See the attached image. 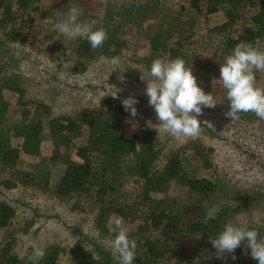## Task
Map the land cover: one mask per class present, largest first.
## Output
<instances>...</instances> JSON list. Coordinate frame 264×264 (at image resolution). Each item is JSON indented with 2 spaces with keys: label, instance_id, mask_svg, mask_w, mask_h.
Masks as SVG:
<instances>
[{
  "label": "trees",
  "instance_id": "trees-1",
  "mask_svg": "<svg viewBox=\"0 0 264 264\" xmlns=\"http://www.w3.org/2000/svg\"><path fill=\"white\" fill-rule=\"evenodd\" d=\"M117 1L120 2L118 6L114 5ZM39 2L0 0V32L7 41L16 38L14 31H7L16 13L30 11L37 14L41 21H56V10L65 12L67 3L74 2L87 6L85 17L88 22H96L95 28L107 30L108 39L103 47L97 48V54L108 57L123 56L122 51L128 47V42L122 38L124 27L128 25L141 29L145 20L156 18L158 5V0H60L55 7L43 9ZM244 7L250 10L247 17L242 12ZM184 15L190 16L191 22H195L198 17H219L221 20L207 25L204 34L195 38L190 33L185 34ZM141 16L143 22L139 21ZM28 18L32 22L31 17ZM174 20L178 21L179 38L169 45L163 31L153 33L147 38L149 52L144 60L149 65L154 59L164 56L166 60L184 59L186 65L191 67L198 86L211 94L223 91V86L216 81L220 76V64L237 44L245 42L264 49V0H183ZM112 46H115V51L109 50ZM93 51L86 39L78 37L75 52L79 59L89 56ZM78 63L74 70L82 72L84 67ZM1 87L17 94L18 105L26 104L21 86L13 85L9 78L4 77ZM123 99L126 98L103 96L94 112L77 118H52L46 122V127L40 120L24 124L18 128L16 134L19 141L15 145L9 141L10 127L2 122L6 103L1 102L0 161L15 168L17 177L16 181L5 180L1 184L5 188H13L17 184L36 183L37 177L33 171L18 169L21 165L20 152L26 156L44 158L54 164L58 176L54 186L48 189L58 199L88 193L90 188L96 187L95 194L100 203L107 194L120 192L124 180L134 178L140 182L135 199L105 203L100 206L95 218L98 238L105 241L117 234V231L107 228L111 214L123 217L125 222L133 225L132 232L137 235L134 264H258L244 258V246L235 250V260L231 255H227L226 259H217L214 255L216 250L209 238H215L227 222L226 213L221 209L215 220L209 221L208 225L202 223L210 208V204L204 200L224 190V186L218 182L199 175L201 171L212 168L209 158L212 149L191 141L167 156L160 169H154L158 151L147 138L141 141L138 149L136 138H126L115 131L116 122L130 115L123 108ZM226 107L229 108L227 99ZM21 113L23 117L29 114L23 108ZM45 128L48 143L42 145ZM146 135L149 136V133L146 132ZM47 145L50 151L45 153ZM129 154L135 155L134 163L123 168L122 156ZM45 186L48 187L47 184ZM176 188L185 190L194 200L186 204L177 203L168 194L170 189ZM189 214L196 218L184 223L182 218ZM14 215L13 206L0 201V230L8 229ZM249 228L258 230L260 236L264 237L263 229ZM11 248L12 244L7 242L0 250L2 264H24L21 259L10 254ZM96 250L102 253L101 249ZM58 251L66 252L75 264H109L108 260L94 257L79 244L66 251L55 248L38 264H55Z\"/></svg>",
  "mask_w": 264,
  "mask_h": 264
},
{
  "label": "rangeland",
  "instance_id": "rangeland-1",
  "mask_svg": "<svg viewBox=\"0 0 264 264\" xmlns=\"http://www.w3.org/2000/svg\"><path fill=\"white\" fill-rule=\"evenodd\" d=\"M59 1L40 0L39 5L43 9H51ZM119 3L114 2V5L118 6ZM181 3L183 0H158L156 18L143 22L141 16V29L126 25L122 30V38L128 42V47L122 51L121 62L116 66L98 64L100 56L97 49L79 59L75 52L78 38L69 39L60 34L54 26L57 21H41L37 14L30 11L16 13L7 29L14 31L15 40L7 41L0 32V105L1 102L6 103L2 122L10 127L9 141L15 145L18 141V128L24 124L37 120L46 123L48 118H77L90 114L95 111L103 96H133L139 101L136 104L138 115L120 118L115 124L116 133L126 138H136L138 149L141 141L147 138L158 151L154 169H160L167 156L191 141L212 149L209 156L212 168L201 171L199 175L218 182L224 186V190L211 195L204 202L209 203L210 207L217 205L223 209L227 223L231 221L264 231V121L253 113H242L240 119L234 121L226 118L225 113L229 108L226 107V90L223 89L221 93L213 94L217 101L215 108L202 109L203 114L198 119L203 131L198 138L182 136L177 139L147 126V121L150 120L153 125L157 121L154 109L149 106L148 97L144 94L146 81L141 80L142 73L138 69L147 71L151 66L152 62L147 65L144 59L148 54L147 38L153 33L163 31L169 45H173L179 38L178 21L174 19ZM72 5L83 9L80 19L88 22L85 17L87 6L71 2L67 3L66 11ZM242 12L247 17L250 10L244 7ZM28 17H31L32 22L28 21ZM182 18L186 27L185 34L190 33L195 38L204 34L207 25L221 20L219 17H198L195 22H191L188 15ZM162 59L166 60V56ZM77 63L84 67L82 72L74 70ZM4 77L9 78L13 85L23 88V99L26 101L24 106L17 104L16 93L1 87ZM256 81L257 86L264 87V73L257 72ZM205 93L211 94L208 91ZM22 108L29 112L28 116L23 117ZM49 151L47 145L44 152ZM19 157L21 165L18 169L33 171L37 177L36 183L5 188L1 184L3 181H16V169L0 161V201L7 202L15 209L11 225L6 230H0V250L9 242L12 244L11 255L21 259L24 264H32L29 260L33 252L32 243L44 248L46 255L52 254L55 248L66 251L79 244L94 257L108 260L109 264H119V257L112 251L110 244L98 238L95 218L100 206L105 203L133 201L140 190V182L127 178L120 192L107 194L100 203L95 194L96 187L90 188L88 193L58 199L49 191L58 176L54 164L44 158L28 157L21 152ZM134 160L135 155H124L121 166L129 167ZM168 194L181 204L194 200L182 189H170ZM115 217L116 214L110 215L107 228L118 232L113 223ZM195 218V215L189 214L182 220L189 223ZM125 227L129 239L137 240V235L132 232L133 225L125 222ZM96 249H101L102 253ZM243 256L258 262L251 258L250 249ZM55 264L75 262L71 261L66 252L58 251Z\"/></svg>",
  "mask_w": 264,
  "mask_h": 264
},
{
  "label": "clouds",
  "instance_id": "clouds-1",
  "mask_svg": "<svg viewBox=\"0 0 264 264\" xmlns=\"http://www.w3.org/2000/svg\"><path fill=\"white\" fill-rule=\"evenodd\" d=\"M82 15L83 9L75 5L66 12L56 10L57 22L54 26L60 34L69 39H86L93 50L103 47L108 39L107 30L103 27L95 28V21H81ZM109 50L115 51V46ZM120 62L119 56L105 55H101L97 61L98 64L112 66L119 65ZM138 70L142 73L141 80L146 81L144 94L148 97L149 106L154 109L157 121L153 125L149 120L147 126L177 139L182 136L198 138L203 131L198 119L203 114L202 109L215 108L217 101L213 94H206L198 86L197 79L185 60L175 58L166 61L156 58L147 71L142 68ZM219 72L220 76L216 81L226 90L229 106L225 113L226 118L234 121L239 120L242 113H253L259 120L264 121V87L257 86L256 81V73H264V49L245 42L237 44L220 64ZM121 103L132 117L138 115L135 105L139 101L135 97L129 96ZM220 211L217 205L208 208L202 223L208 225L209 221L217 218ZM113 223L118 232L106 242L118 255L119 264H134L136 241L129 239L123 217H115ZM209 240L216 250L214 255L217 259H226L227 255H231L235 260V250L244 246L245 254H248L250 249L251 258L257 260L258 264H264V237L254 228L250 229L247 225L230 221L215 238ZM31 247L33 252L29 260L32 264H38V261L45 257L46 251L35 243H32Z\"/></svg>",
  "mask_w": 264,
  "mask_h": 264
},
{
  "label": "crops",
  "instance_id": "crops-1",
  "mask_svg": "<svg viewBox=\"0 0 264 264\" xmlns=\"http://www.w3.org/2000/svg\"><path fill=\"white\" fill-rule=\"evenodd\" d=\"M147 52H149V50H148V44H147ZM135 60V59H134ZM99 102V101H98ZM39 106V105H38ZM97 107H98V105H97ZM52 119V118H51ZM50 120V118H48V120H47V122ZM43 123V125H44V127H46V123H44V122H42ZM43 134H44V141L42 142V145H45V144H47L48 143V141H47V139L48 138H46V136H45V134L47 135V129L45 128L44 129V131H43ZM47 137H48V135H47ZM19 141V140H18ZM42 149H43V146H42ZM42 153H44L43 152V150H42ZM28 157H30V156H28ZM32 158H34V157H32ZM36 158H40V157H36Z\"/></svg>",
  "mask_w": 264,
  "mask_h": 264
}]
</instances>
